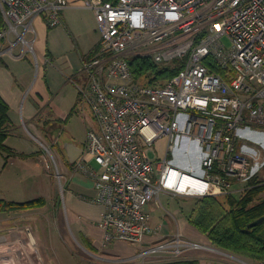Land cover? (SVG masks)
I'll return each mask as SVG.
<instances>
[{"label":"built area","instance_id":"built-area-1","mask_svg":"<svg viewBox=\"0 0 264 264\" xmlns=\"http://www.w3.org/2000/svg\"><path fill=\"white\" fill-rule=\"evenodd\" d=\"M68 7V0H0V42L13 33L28 45L34 19L59 27ZM81 7L94 13L100 40L82 62L78 85L96 127L86 131L74 168L97 191L103 247L141 246L157 234L146 209L161 194L196 199L244 192L264 169V0H84ZM132 56L161 67L178 60L182 68L143 86L133 80ZM162 139L165 156L153 162L145 149ZM235 184L242 188L235 191ZM198 248L178 235L139 256Z\"/></svg>","mask_w":264,"mask_h":264},{"label":"crops","instance_id":"crops-1","mask_svg":"<svg viewBox=\"0 0 264 264\" xmlns=\"http://www.w3.org/2000/svg\"><path fill=\"white\" fill-rule=\"evenodd\" d=\"M68 1L69 7L62 14L63 25L59 26L60 28H68L66 16L69 18V12L77 6L75 4L76 0ZM59 27L48 28L41 18H36L32 21V28L35 34L28 33L25 36L28 45L21 43L13 33H9L7 38L0 42V97L8 106L10 121V133L5 145L15 154V157L7 160L6 165L3 156L0 154L1 183L6 184L7 187L12 186L15 188L25 185L28 190L31 189L33 191L30 195L32 197L30 200L47 198L38 192L37 179L41 175L40 168L42 170L43 168L40 165L39 157L35 159L31 151H25L27 149L26 143L29 142L23 132L24 127L28 133V130L31 131L29 134L34 141L37 142V138L38 140L40 138L43 140L49 138L52 145L63 152V158L61 159L62 175L59 174L66 182L65 205L70 215V222L77 226L78 219H84L85 227L81 229L77 226L76 231L80 235L81 240L88 241L96 250L101 248L109 256L129 258L131 263H133L134 258H136L137 254L139 255L141 250L158 243L162 239L181 235L183 239L198 244L200 248L184 254L178 259L179 261H195L196 264H253L244 258L212 246L205 236L189 225L187 222L188 213L186 214L182 209L175 212L178 215L175 220V232L166 235L162 234L163 225L161 223L153 225V217L147 207V213L150 215V226L153 229H159L157 234L146 236L141 246L115 242L109 244L106 248L103 247V233L96 225L103 211L102 206L95 202L97 191L90 178L75 171L74 164L69 163L66 152L63 150L64 145L68 143H73L84 149L86 131L91 128L90 123L85 117H81L84 126V136L82 138L75 137L73 127L70 126L69 134L72 137L70 136L69 139L66 137L68 139L66 141L61 139L63 136L62 132L65 129L64 126H68L69 121L72 120L75 112L78 111L80 104L78 85L82 83V74H80L81 72L74 74L73 70L65 65L61 72L63 78L48 79L50 67L56 68V64L62 62V58L59 56L60 44L57 41L59 35L56 34ZM18 33L21 35L23 31L19 30ZM99 40L100 37L96 42L86 46L83 52L80 44L76 45L78 51H81L79 52L81 63L91 57L99 45ZM29 45L34 49L32 52L29 49ZM69 85H72V88ZM77 138H79L81 146L78 145ZM255 138L258 139L257 136ZM90 167L95 170L99 169L93 161L90 162ZM263 171L264 169L261 173ZM10 175L16 178L11 179ZM239 185L235 184V191L239 189L237 188ZM34 188L37 191H34ZM236 193L238 192H235L234 196L238 195ZM7 202L16 201L10 199ZM151 205H154L155 208L160 206V204L154 203H150L148 206ZM30 211L32 210L13 213L15 215L14 218L17 219L16 222L21 224L25 223L24 220L29 221L31 218ZM8 214L10 213H0V215ZM12 219L6 217L4 222L1 221V225L3 223L6 224V231L11 230L8 224ZM2 238L3 246H10L12 244L11 241L14 240L12 232L9 235L5 234Z\"/></svg>","mask_w":264,"mask_h":264},{"label":"rangeland","instance_id":"rangeland-1","mask_svg":"<svg viewBox=\"0 0 264 264\" xmlns=\"http://www.w3.org/2000/svg\"><path fill=\"white\" fill-rule=\"evenodd\" d=\"M83 1L76 0L75 4L77 6L69 12V18L66 16L68 28H60V26L56 31V34L59 35L57 41L60 44L59 56L62 58V62H58L56 68L50 67L48 79L63 78L61 72L65 65L69 66L74 74L78 72L82 74V63L79 58V52L81 51H78L76 45L79 43L83 52L86 46L96 42L99 38L95 15L91 10L81 7ZM223 44L229 47L226 38L223 39ZM69 86L72 88V85ZM74 115L68 126H64L65 129L61 137L63 141H66V137L69 139L71 136L69 134L70 126L73 127L75 137L82 138L84 136L83 117L88 120L91 129L96 127L90 109L84 102L79 104L78 111ZM23 132L29 142L26 143L27 149L24 147L26 149L24 150L31 151L35 159L40 158L39 161L43 170L40 168L41 175L37 179L38 192L47 198L43 199L45 201L43 207L31 209V218L29 221L24 220L25 223L19 224L16 222L17 219L14 218L13 213L0 215V264H162L177 261L184 254L193 251H185L179 256H175L173 253H160L145 258L137 254L134 262L131 263V259L109 256L101 248L97 250L87 248L76 231L77 226L81 229L85 227L84 219L79 218L77 226L71 224L70 215L65 205L66 182L61 176L63 152L53 146L49 138H46V140L41 138L38 140L37 138V143L24 127ZM77 139L78 145L81 146L79 138ZM166 145L167 141L162 139L153 144V147L146 148L145 152L148 158L153 162L163 158L166 153ZM247 145L251 146L250 143H247ZM252 146L257 150H262L258 145L254 144ZM10 178L15 179L16 177L10 175ZM258 178L264 181V171ZM27 188L25 185L20 188L7 187L0 180V200L28 201L32 198L30 195L33 191ZM237 188L240 189L242 186L239 185ZM33 190L37 191L35 188ZM236 194L238 195H235V197L239 198L243 192ZM158 198L160 204L158 208H155L154 205L148 206L153 217L152 223L153 225L158 223L163 225L162 234L175 232V220L178 217L175 212L182 209L187 214L194 207L195 201L190 198L170 197L165 194L159 195ZM6 217L13 218L9 221V226L7 225L11 228L9 231L5 230V223L1 225V221L4 222ZM19 228L21 229L19 230ZM10 232L13 233L14 240L11 241L10 246H3L2 237L5 234L9 235Z\"/></svg>","mask_w":264,"mask_h":264},{"label":"trees","instance_id":"trees-1","mask_svg":"<svg viewBox=\"0 0 264 264\" xmlns=\"http://www.w3.org/2000/svg\"><path fill=\"white\" fill-rule=\"evenodd\" d=\"M4 27L0 11V29ZM92 56V55H91ZM204 63L207 65V61ZM128 65L134 82L143 86H152L174 77L182 68L181 61L161 67L148 57L132 56ZM10 133L8 106L0 97V154L5 160L15 154L7 148L5 141ZM194 207L187 214V222L218 249L244 258L253 264H264V221L254 227L248 225L264 216V181L258 177L251 179L243 194L204 197L192 199ZM43 198L25 202H7L0 200V213H17L41 208ZM87 248L91 244L82 240ZM162 264H196L195 261H173Z\"/></svg>","mask_w":264,"mask_h":264},{"label":"water","instance_id":"water-1","mask_svg":"<svg viewBox=\"0 0 264 264\" xmlns=\"http://www.w3.org/2000/svg\"><path fill=\"white\" fill-rule=\"evenodd\" d=\"M63 150L66 152L68 161L70 164H74L84 153V149L76 146L73 143H68L64 145ZM264 221V216L249 224L248 227H254Z\"/></svg>","mask_w":264,"mask_h":264},{"label":"bare ground","instance_id":"bare-ground-1","mask_svg":"<svg viewBox=\"0 0 264 264\" xmlns=\"http://www.w3.org/2000/svg\"><path fill=\"white\" fill-rule=\"evenodd\" d=\"M34 48V47H33ZM34 50V49H33ZM145 58V57H144ZM150 59V58H149ZM38 60V59H37ZM35 61V60H34ZM45 65V64H44ZM38 67V66H37ZM70 142V141H69ZM248 143V142H247ZM45 147V146H44ZM85 147V146H84ZM153 147V146H152ZM44 149H47V148H44Z\"/></svg>","mask_w":264,"mask_h":264}]
</instances>
